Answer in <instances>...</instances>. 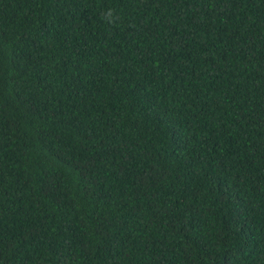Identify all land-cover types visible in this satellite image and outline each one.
<instances>
[{"label": "trees", "instance_id": "obj_1", "mask_svg": "<svg viewBox=\"0 0 264 264\" xmlns=\"http://www.w3.org/2000/svg\"><path fill=\"white\" fill-rule=\"evenodd\" d=\"M0 264H264V0H0Z\"/></svg>", "mask_w": 264, "mask_h": 264}]
</instances>
